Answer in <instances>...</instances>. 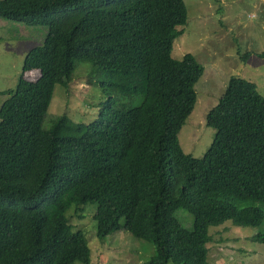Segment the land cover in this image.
Instances as JSON below:
<instances>
[{"label":"trees","instance_id":"16d2710c","mask_svg":"<svg viewBox=\"0 0 264 264\" xmlns=\"http://www.w3.org/2000/svg\"><path fill=\"white\" fill-rule=\"evenodd\" d=\"M0 17L46 27L23 60L36 78L21 75L0 106V264H93L85 233L65 217L90 202L99 237L126 231L155 244L146 264H210L195 255L210 227L264 224V97L254 83L229 76L206 114L215 132L201 156L178 142L204 70L191 53L170 56L183 0H0ZM79 60L106 73L107 99L90 123L61 114L44 128L54 85L66 87ZM251 237L264 244V231Z\"/></svg>","mask_w":264,"mask_h":264},{"label":"rangeland","instance_id":"374dc122","mask_svg":"<svg viewBox=\"0 0 264 264\" xmlns=\"http://www.w3.org/2000/svg\"><path fill=\"white\" fill-rule=\"evenodd\" d=\"M187 21L182 33L172 40L170 56L180 58L191 53L204 67L195 84L193 110L177 132L184 151L201 156L210 144L215 128L206 124V114L218 101L230 75L254 83L264 97V0H183ZM46 33L44 25H26L0 17V106L14 90L21 75L35 79L36 69L23 71L25 54L40 46ZM106 73L86 60L76 61L67 86L54 85L42 126L64 114L72 121L90 123L99 114L100 104L110 92ZM71 206L65 217L75 229H82L91 247L93 264H146L155 244L126 231L105 237L97 234L96 204ZM177 213L185 227L187 221ZM259 226L233 225L230 220L209 228L210 240L196 257L210 264H264V244L252 239ZM80 264V263H76Z\"/></svg>","mask_w":264,"mask_h":264}]
</instances>
